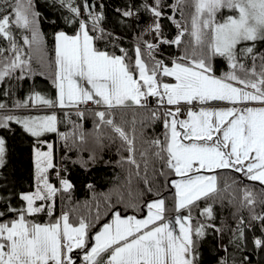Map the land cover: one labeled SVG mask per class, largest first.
I'll return each instance as SVG.
<instances>
[{"label": "snow or ice", "instance_id": "6c2138e0", "mask_svg": "<svg viewBox=\"0 0 264 264\" xmlns=\"http://www.w3.org/2000/svg\"><path fill=\"white\" fill-rule=\"evenodd\" d=\"M48 6L66 12L62 19L72 29L54 32V61L47 57L37 0H0V85H5L0 87V129L14 122L37 140L34 190L16 194L17 206L11 196H0V264H205L201 249L210 235L218 238L215 264H252L250 255L237 259L229 253L223 238L229 232L228 244L243 252L251 233L253 250L264 251V106H252L264 105V50L257 47L264 45V0H142L116 9L125 18L151 17L136 37L133 56L103 27V4L99 12L91 10L95 5L89 0H48ZM164 19L176 29L172 38L164 34ZM146 33L151 41L144 39ZM109 44L119 54L109 51ZM165 45L178 54L163 57ZM217 59L226 65L219 74ZM53 64L55 99L35 90L24 100L3 99L13 95L9 81L45 75ZM89 103L100 110L87 108ZM218 104L227 106H212ZM182 105L187 106L183 119ZM28 108L76 109L81 122L69 121L71 131L61 132L55 111L24 116L13 111ZM129 109L147 116L139 122L134 118L126 130L117 113ZM86 112L92 116L91 131L84 128ZM146 121H161L163 133L145 139ZM45 133H56L62 141L59 162L54 144L40 139ZM117 141L118 152L127 153L116 162L126 172L124 181L101 194L93 184L86 185L96 201L91 218L75 208L56 216L58 198L71 200L74 189L67 165L87 172L110 164L100 153ZM6 151L0 136V168ZM150 166L155 179L163 178L164 189L173 191L171 197L154 192ZM224 170L258 182L259 193L245 185L237 197L228 191L232 185L221 188L219 173ZM139 182L143 190L134 188ZM224 193L229 205L238 203L233 217L241 209L248 212L247 221L240 215L235 228L215 223L214 206H223ZM100 199L111 219L97 228ZM121 204L146 213L123 215ZM41 214L49 220L38 222Z\"/></svg>", "mask_w": 264, "mask_h": 264}, {"label": "trees", "instance_id": "16d2710c", "mask_svg": "<svg viewBox=\"0 0 264 264\" xmlns=\"http://www.w3.org/2000/svg\"><path fill=\"white\" fill-rule=\"evenodd\" d=\"M79 3L80 0H77ZM142 0H94L95 11L99 12V5L103 4V12L105 16V20L103 21V27L106 31L111 32L114 37H119L120 39L116 41L119 47H123L128 50L129 56H133L132 49L134 48L137 40L136 37L141 33L142 29L145 28L149 23L152 22L151 17L147 13H141L140 18L137 17H122L120 13L116 11V9H125L126 6L132 5L133 3L139 4ZM166 3L171 2V0H165ZM38 10L42 13L44 17L41 23V31L44 33L45 46L47 50V57L49 61H53L54 54V39L53 34L56 31L61 29L68 31L71 33L72 29L68 25H66L62 19V16L66 14V12H56L54 9L48 6V0H37ZM166 12L170 13L169 9H165ZM179 18V17H177ZM51 21H56V24L53 25ZM164 34L168 38H172L176 34V29L174 25H172L167 19L162 20ZM144 39L151 41L153 39L151 34H145ZM2 43V42H0ZM98 47L104 48V44H99ZM258 48L264 50V45H257ZM109 51H114L116 54H119L118 48L112 47L111 44L107 45ZM27 51V49H25ZM162 56L171 59L173 56L177 55L179 50L175 47L169 48L168 46H163L161 49ZM168 60H166V63ZM216 68L217 74L221 70H226V65L222 60L217 59ZM54 67V64H53ZM51 68V71L53 70ZM48 74L45 75H35L24 80L20 81H9V85H11L13 90V95L7 99L9 103L12 100H23L26 94L31 90L32 86L36 84H40L41 80L45 83H48L51 90L54 87L51 86L49 79H47ZM0 87H5V85H0ZM2 98V97H0ZM76 109H64L58 110L57 117L61 121L58 125L59 131L61 132H69L72 129V125L69 121L81 122L78 117L74 114ZM43 114H50L49 111H40ZM39 110H16L14 114L16 115H40ZM65 112H68L70 115L65 117ZM147 113L143 110H125L123 113H117V122L123 123L126 130L131 127V122L135 118L138 122L142 119H145ZM84 128L86 131L92 130V116L90 112H86V119L83 121ZM140 124L137 123V133L139 134ZM106 134H110L109 129H103ZM164 131L163 124L161 121H156L152 123L151 121H146L144 125V133L145 139L154 138L160 136ZM0 136H3L6 140V163L3 168H0V196H11L12 203L14 206L19 205L18 196L16 194L21 192L30 191L33 188V157L32 150L33 145L37 144L36 138L30 136L25 133L20 125L12 122L10 124L9 129H0ZM41 140H46L54 144L55 147V157L57 151H59L60 157L64 154L62 149V141L59 140V147L57 148V134L56 133H45L41 138ZM107 143V141L105 142ZM119 141L116 142L115 145H111L106 147L100 154L102 155L105 161H110V164L107 165H98L92 168L89 171L82 170L78 165H73L71 163L68 164L69 172L68 177L72 180L74 184V189L71 192V200H63L62 207L65 211L70 209H77V213L79 215H89V218L95 215L96 212V201L93 200V192L90 191L86 185L91 183L95 186V192L97 194L107 193L114 186L121 184L124 181L126 172L122 169L116 162L120 160L121 155H127L126 152H118ZM71 156V159H75L76 156L73 153H68ZM86 158V157H85ZM126 167V166H125ZM154 167L159 169V162L154 163ZM51 174V172H50ZM149 179L153 181V190L154 192L157 190L163 191L167 197H171L173 195V191H167L163 186V178L159 180L154 178V174L152 172V167L149 168ZM220 175V187L223 188L225 183L232 185L228 191L234 193L237 197L240 195V189H242L245 185L249 188H252L254 192L259 193L260 185L258 182H252L247 180L245 177L241 176L239 173H234L228 170H224L219 173ZM51 178V176H50ZM236 180L238 181L236 184H232V182ZM138 187L140 190H143L145 185L143 182H139L138 185H134V188ZM227 193H224L225 199L223 206L217 202L214 206V211L216 213V221L217 226H220L226 223L229 227L235 228L236 221L238 220L240 215H243L245 220L248 219V212L246 209H241L239 213H237L236 217H233V213L237 212L238 203H233L231 205L227 202ZM147 199H152V195H148ZM99 212L101 215L100 223L97 225L99 228L105 221H107L111 214L106 215L107 207L103 201L100 199L99 201ZM113 203H115V199H113ZM171 199L168 200L169 208H171ZM205 205L202 203L201 207ZM123 215L126 214H134L137 216H141L145 213V209L142 212H135L134 210L127 208L125 204L118 205ZM257 211H260V208L257 207ZM58 212V204L57 211ZM193 215H196L194 212ZM49 218L41 214L38 218V222H47ZM259 235V232L256 233ZM231 234L229 232H225L223 243L228 246V252L234 253L236 258L239 259L242 255H250L252 264L264 263V251L253 250V246L251 244V233H248L249 243L248 247L243 251H236L233 245L228 244V240ZM218 245V238H214L213 236H209L207 238V242L202 245V255L205 261V264H215V260L213 257L217 255L216 248ZM220 256L225 255L223 251L219 252Z\"/></svg>", "mask_w": 264, "mask_h": 264}, {"label": "rangeland", "instance_id": "374dc122", "mask_svg": "<svg viewBox=\"0 0 264 264\" xmlns=\"http://www.w3.org/2000/svg\"><path fill=\"white\" fill-rule=\"evenodd\" d=\"M53 61H54V54H53ZM33 66L36 67L39 70V65L38 64L34 63ZM54 71H55V68L53 67V70L52 71H51V69H49L45 73V74H48V77H50V79L49 78H47V79H49V82H50V84H51L52 87H53V85H52V81H51V74L54 73ZM33 90L40 91L45 96H47L49 98H52V99H55V96H56V90H55V88H53V90H51L49 84L48 83H45L44 84V82L41 80V83L40 84H38V85L36 84L35 86H32L31 90L26 94V96L23 98V100L25 98H27L28 95H29V93L32 92ZM212 106L213 107H226L227 105H225V104H218V105H212ZM252 106L255 107L256 105L253 104ZM260 106H264V105H258L256 107H260ZM18 110H21V109H18ZM13 111H16V110H13ZM40 115H46V114L40 113ZM60 204L62 205V202L61 201H60ZM145 213H146V209H145Z\"/></svg>", "mask_w": 264, "mask_h": 264}, {"label": "built area", "instance_id": "2783aa9c", "mask_svg": "<svg viewBox=\"0 0 264 264\" xmlns=\"http://www.w3.org/2000/svg\"><path fill=\"white\" fill-rule=\"evenodd\" d=\"M86 107H87V108H95V109H96V106L93 105V104H91V103H89ZM150 107H154V101H153V103L150 105ZM194 107H198V106H194ZM83 108H85L84 105H83ZM182 108H183V111H182L181 114H180V118L186 116L187 106H186V105H182ZM97 110H100V109H97ZM57 162H59V161H57ZM52 176H53V178H54V183H56V181H55V173H54V172L52 173ZM61 211H63V210L60 209V213H61ZM257 264H264V263H257Z\"/></svg>", "mask_w": 264, "mask_h": 264}, {"label": "crops", "instance_id": "0c3cea01", "mask_svg": "<svg viewBox=\"0 0 264 264\" xmlns=\"http://www.w3.org/2000/svg\"><path fill=\"white\" fill-rule=\"evenodd\" d=\"M256 106H258V104H255ZM255 106V107H256ZM43 111H49V112H52V111H50L49 109H43L42 110V112ZM40 112V111H39ZM41 113V112H40ZM37 146H39V145H37ZM42 150H46V145H44L43 147H42ZM32 157H33V150H32ZM33 169H34V173H35V168H34V160H33ZM34 185H35V180H34V174H33V188H32V190H34ZM32 190H30V191H32ZM26 192H28V191H26ZM126 215H134V214H126ZM111 219V217L107 220V221H105V222H108L109 220Z\"/></svg>", "mask_w": 264, "mask_h": 264}, {"label": "water", "instance_id": "95a60500", "mask_svg": "<svg viewBox=\"0 0 264 264\" xmlns=\"http://www.w3.org/2000/svg\"><path fill=\"white\" fill-rule=\"evenodd\" d=\"M90 3L94 4V0H89ZM95 5V4H94ZM92 11H95V7L91 9Z\"/></svg>", "mask_w": 264, "mask_h": 264}, {"label": "bare ground", "instance_id": "6f19581e", "mask_svg": "<svg viewBox=\"0 0 264 264\" xmlns=\"http://www.w3.org/2000/svg\"><path fill=\"white\" fill-rule=\"evenodd\" d=\"M68 166V165H67ZM68 168H69V166H68Z\"/></svg>", "mask_w": 264, "mask_h": 264}]
</instances>
